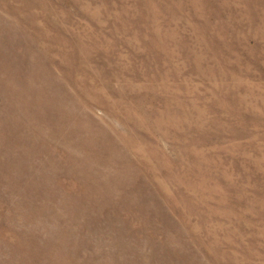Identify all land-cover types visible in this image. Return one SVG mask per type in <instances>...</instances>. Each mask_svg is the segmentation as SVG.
<instances>
[{
	"label": "rangeland",
	"instance_id": "obj_1",
	"mask_svg": "<svg viewBox=\"0 0 264 264\" xmlns=\"http://www.w3.org/2000/svg\"><path fill=\"white\" fill-rule=\"evenodd\" d=\"M0 264H264V0H0Z\"/></svg>",
	"mask_w": 264,
	"mask_h": 264
}]
</instances>
